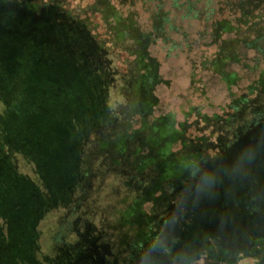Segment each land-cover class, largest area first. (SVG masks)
Returning <instances> with one entry per match:
<instances>
[{
  "label": "trees",
  "instance_id": "1",
  "mask_svg": "<svg viewBox=\"0 0 264 264\" xmlns=\"http://www.w3.org/2000/svg\"><path fill=\"white\" fill-rule=\"evenodd\" d=\"M197 22L202 23L206 53L200 66L227 87L238 85L241 74H245L248 83L233 99V109L244 106L247 108L244 115L259 117L264 113V0H3L0 35L10 34L16 48L10 51L17 54L12 61L0 55V234L4 229L9 230V238L0 244V264H55L57 261L82 264L78 261L83 257L80 251L70 249L66 255L58 249V255L44 257L34 246L24 247L25 241L21 239L23 228L32 224V229L42 227L53 237L52 246L62 244L65 232L73 228L65 226L64 219L59 220L57 216L65 210L71 214L80 212L76 198L82 193L86 199L83 207L87 202L92 213L99 216V222H95L98 229L103 226L100 220L104 224L108 220L110 229L127 227L123 221H128V227L142 231L144 237L140 240L134 237L131 245L141 246L150 240L153 230L160 229L162 220L155 216L141 217L142 204L153 192H162L167 182L179 184L196 173L203 150H173L183 135L175 127L174 114L148 121L147 115L156 104L153 89L160 81L161 66L152 47L159 42L168 44L162 47L167 55L188 47L184 24ZM54 38L59 40L56 44L51 43ZM56 51L75 56L71 69L70 62L65 66ZM121 60L124 72L119 68ZM12 62L16 66L27 62L30 68L46 70L60 66L70 71L75 65L80 66L89 74L90 81L115 88V99L102 94L104 104L99 105V100L94 98L85 110L82 96L72 88L66 95L61 92L67 90L57 89V93L51 90V97L47 99L48 91L44 87L39 90L33 85L29 90L25 86L32 84L29 83L31 75L25 70L13 72ZM127 92L124 111L123 94ZM50 116L63 118L48 128L49 135L55 134L56 145L57 140L62 141L64 150L55 149L47 140L43 124L49 122ZM135 117L140 122L138 131H145L146 139L155 150H141L137 166L106 176L107 184L103 186L106 188L96 190L101 192L99 196L94 191L86 194L83 188L87 189L90 183L95 185L98 180L103 184V177L98 173L101 161L104 163L109 154L115 159L114 155L126 151L120 146L133 138L125 136L124 128ZM119 119L123 128L113 142L116 150L108 149L107 155L102 150H81L82 146L87 148L84 141L100 127L116 125ZM252 151L259 157L260 150ZM147 168L150 171L146 178L135 174ZM119 173L125 176L117 178ZM115 179H123L133 187L118 195L111 186ZM132 194L133 198L129 197ZM128 198L131 202L127 201L129 204L125 206ZM213 198L212 203L206 201V206L221 202L218 196ZM120 214L122 217H116ZM255 220V225L244 233V239L247 247L252 246L248 252L256 254V263L264 264V225L259 216ZM49 236L45 241L51 244ZM213 238L217 236L207 235L201 243L207 245L214 242ZM91 242L90 236L81 240V244ZM212 245L221 252L211 254L209 259L222 262L230 259L224 245L209 243L207 246ZM243 252L239 250L236 256ZM93 262L96 264L97 260L89 264Z\"/></svg>",
  "mask_w": 264,
  "mask_h": 264
},
{
  "label": "rangeland",
  "instance_id": "2",
  "mask_svg": "<svg viewBox=\"0 0 264 264\" xmlns=\"http://www.w3.org/2000/svg\"><path fill=\"white\" fill-rule=\"evenodd\" d=\"M0 5H3V0H0ZM184 26L189 38L188 47L175 49L170 55L162 49L165 45L162 42L152 47L153 54L161 64L160 81L153 89L156 104L147 118L151 123L167 114H174L175 127L180 129L183 135L173 146V150H203V152L200 154L201 160L197 163L196 173L179 184L173 181L167 182L164 189L161 188L162 192H153V196L144 202V205L142 204L141 217L146 219L155 216L162 220L159 224L160 229L153 230L150 240L145 241L141 246L131 245L134 237L137 236L140 240L144 236L139 229H132L130 226L129 228L128 221H123L127 227L110 229L108 220L106 224L100 220L103 226L98 229L99 227H95V222H99L97 219L99 216L92 213L86 205L87 202L83 207V200L86 199L83 198L85 195L82 197L84 193L81 188L79 192L82 194H78L76 198L79 201L77 207L80 212L71 214L65 210L61 211L64 213L59 212V216L55 215L59 220L64 219L65 226L73 228L65 232L62 244H54L53 247L51 242L53 237L51 238L44 228L32 229V224H29L22 231L21 239L25 241L22 242L25 244L24 247L34 246V250L42 252L44 257L58 255V249L66 255L70 249L77 250L83 255L81 260L78 259L82 264H89L93 260H97L96 264H257L254 259L256 254L248 252L252 246L247 247L244 233L249 226L255 225V216H259L264 225V113L257 115L259 117H253L244 115L247 109L244 106L238 110L233 109V99L245 88L248 83L247 77L242 73L238 85L227 87L216 75L202 69L200 64L206 54L203 48L205 39L201 33L202 23L184 24ZM11 39L10 34L0 35V55L3 57L5 55L12 61L17 52L10 51L11 48H15ZM58 41L54 38L51 43L56 44ZM56 53L65 66L70 62V69L72 64H75V56H71L70 53L57 51ZM12 63L13 72L25 70L31 75L29 83L32 84L25 86L29 90H32L33 85L39 90L44 87L48 91L47 99H50L52 92L57 93V89L67 90L65 93L61 92L66 95L70 88L75 92L79 91L83 108L87 107L94 98L99 100V105L104 104L102 94L115 99V88L90 81L89 74L82 71L80 66L78 68L75 65L73 70L68 71L60 66L55 70L52 68L46 70L30 68L27 62H21L20 66ZM123 65L124 62L121 60L119 63L121 72H124ZM51 79H55L52 82L56 81V85L50 82ZM127 99L128 92L123 94L124 111ZM47 120L49 122L43 125L48 134L49 144L55 146L57 150H64L61 147L62 141L57 140L56 145L55 134L49 135L48 128V125L56 124V120L61 121L63 118L58 116L53 119L50 116ZM117 122L116 125L112 123L100 127L95 135L84 141L87 148L82 146L81 150H102L103 154H108V149L116 150L117 146L113 142L123 128L120 119ZM130 124L127 129L124 128V131L126 137L131 136L133 139L120 146L121 150L126 151L114 155L115 159H112V154H106L105 162L101 161V168L98 170L100 177H103V184H99L98 180L94 182L95 185L90 183L86 186L87 189L83 188L86 194L94 191L96 197L99 196L101 192L96 190L106 188L103 187L107 184L104 180L106 176L111 173L115 175L131 165L137 166L139 156L142 154L141 150H155V146L146 139L145 131H138L140 122L136 117ZM252 150H260L259 157H256ZM249 152L252 154L251 159L246 155ZM149 171L147 168L139 173L133 172L144 179ZM205 175L214 178L211 187L203 182ZM116 177L123 178L120 173ZM111 186L118 195L123 191L129 192V188L133 187L126 185L123 179H115ZM212 193L218 196L221 202L206 206V201L212 203L214 200L211 199L215 196ZM132 196L133 194L129 197L133 198ZM127 201L131 202L128 198L124 202L125 206L129 204ZM231 202H235V205H231ZM193 220H196L194 226L191 225ZM185 230L189 232L186 233ZM8 234L9 230L4 229L3 234H0V244L9 238ZM183 234L185 236L182 238ZM207 235L217 236L211 239L214 242L209 243H214L216 246L224 245L230 256L229 260L222 262L220 259H209L211 254H220L221 251L214 245L207 246L209 243L207 245L201 243ZM234 235L236 236L233 237ZM238 235L240 239L239 237L237 239ZM48 236L51 244L45 241ZM87 236L93 239V243L81 244V240L86 239ZM153 237L155 240L151 242ZM178 240L182 241L179 243ZM239 250L245 252L237 257ZM9 259L12 260L11 257ZM55 264L60 263L57 261Z\"/></svg>",
  "mask_w": 264,
  "mask_h": 264
},
{
  "label": "clouds",
  "instance_id": "3",
  "mask_svg": "<svg viewBox=\"0 0 264 264\" xmlns=\"http://www.w3.org/2000/svg\"><path fill=\"white\" fill-rule=\"evenodd\" d=\"M246 155H247L248 159H251L252 158V154L250 152L249 153H246ZM203 182L206 183L209 187H211L214 184V178L205 175L203 177Z\"/></svg>",
  "mask_w": 264,
  "mask_h": 264
}]
</instances>
